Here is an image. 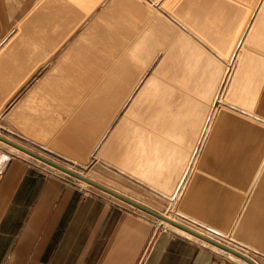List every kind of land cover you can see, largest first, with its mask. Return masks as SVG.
<instances>
[{"label": "crops", "instance_id": "1", "mask_svg": "<svg viewBox=\"0 0 264 264\" xmlns=\"http://www.w3.org/2000/svg\"><path fill=\"white\" fill-rule=\"evenodd\" d=\"M0 134L264 264V0H0ZM17 151L0 264H251Z\"/></svg>", "mask_w": 264, "mask_h": 264}, {"label": "water", "instance_id": "2", "mask_svg": "<svg viewBox=\"0 0 264 264\" xmlns=\"http://www.w3.org/2000/svg\"><path fill=\"white\" fill-rule=\"evenodd\" d=\"M0 140H2L4 142L16 147L17 149H19V150H21V151H23V152H25V153H27V154H29L31 156H34V157L38 158L39 160H42L43 162H45L47 164H50V165H52V166H54V167H56V168H58V169H60V170H62L64 172H66L68 174H71V175H73V176H75L77 178L85 180V181H87V182H89L91 184H94V185H96V186H98V187H100V188H102L104 190H107V191L119 196L120 198H123L124 200H126V201H128V202H130V203H132V204H134L136 206H138L139 208H141V209H143V210L155 215L157 218L165 219L170 224H173V225H175V226H177V227H179V228H181V229H183V230H185V231H187V232H189V233H191V234H193V235H195V236H197L199 238H202V239H204V240H206V241H208V242H210V243H212L214 245H217V246H219L221 248H224L225 250H228V251H230L232 253H235V254L241 256L242 258H244L245 260H247L248 262H250L251 264H256L248 256H246L242 252H240V251H238V250L226 245L225 243H223V242H221L219 240H216V239L212 238L211 236H208V235H206V234H204V233H202V232H200L198 230H195V229H193V228H191V227H189V226H187V225H185V224H183V223H181L179 221L167 218L162 213L154 211V210H152V209L140 204L139 202H136L135 200H132L131 198H128L127 196H125V195H123V194H121V193H119V192H117V191H115V190H113V189H111V188H109L107 186H104V185L100 184L99 182H96L95 180L83 175L82 173H80V172H78V171H76L74 169H71V168L67 167L66 165H64V164H62V163H60V162H58V161H56V160H54L52 158H49V157H47V156H45V155H43V154H41L39 152H36L35 150L27 147L26 145H24L22 143H19V142L15 141V140L7 137V136H4L2 134H0Z\"/></svg>", "mask_w": 264, "mask_h": 264}, {"label": "rangeland", "instance_id": "3", "mask_svg": "<svg viewBox=\"0 0 264 264\" xmlns=\"http://www.w3.org/2000/svg\"><path fill=\"white\" fill-rule=\"evenodd\" d=\"M230 67V66H229ZM227 75V66H226V69L224 70V72L222 73V76H221V82H222V80H223V78L225 77ZM221 84V83H220ZM216 97H217V95H216ZM215 97V98H216ZM222 99H224V93L222 94ZM223 102H225L224 100H223ZM223 102H219L218 103V101H216V99H215V101H214V107H218V106H220L219 108H218V111H221V110H223L224 108L226 109V104H224ZM222 106V107H221ZM212 107V106H211ZM210 120H211V116L209 117V119L207 120V122H205L204 123V130H203V133H202V135L200 136V138H199V141H198V144H197V146H196V148L195 149H193V151H192V158H191V156H190V158H191V160H190V164H189V166L192 164V166L194 165V162H195V160H196V155H197V151L199 150V148L201 147V144H202V141H203V138H204V135H205V132H206V130H207V128H208V126H209V124H210ZM0 144L1 145H3V146H5L6 148H10V150L12 151V152H19V151H17L18 149H16V147H14V146H12V145H10V144H8V143H6V142H4V141H2V140H0ZM20 153V152H19ZM189 158V159H190ZM183 178H184V176H183ZM177 195H179V193L177 194ZM171 201V200H170ZM175 202H172L171 204H168V206H167V209L166 210H164L163 212L164 213H162V214H171L172 216H174V217H176L177 218V214H176V209H175V204H174ZM178 220H179V218H177ZM159 220V219H158ZM159 221H161V220H159ZM182 221H184V220H182ZM162 222V221H161ZM163 224H166V223H164V222H162ZM186 223H189V222H186ZM168 224V223H167ZM195 227V226H194ZM195 228H197V227H195Z\"/></svg>", "mask_w": 264, "mask_h": 264}, {"label": "bare ground", "instance_id": "4", "mask_svg": "<svg viewBox=\"0 0 264 264\" xmlns=\"http://www.w3.org/2000/svg\"><path fill=\"white\" fill-rule=\"evenodd\" d=\"M230 65H227V72H228V75H229V73H230V70H231V68L229 67ZM228 77V76H227ZM164 215V214H163ZM165 217H167L166 215H164ZM167 218H169V217H167ZM159 220H161L162 222H165V223H169L167 220H165V219H162V218H158ZM171 219V218H170ZM174 220V219H173ZM177 221V220H176ZM186 225V224H185ZM188 226V225H187ZM190 227V226H189ZM192 228V227H191ZM194 229V228H193ZM196 230V229H195ZM192 235V234H191Z\"/></svg>", "mask_w": 264, "mask_h": 264}]
</instances>
